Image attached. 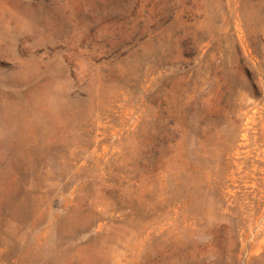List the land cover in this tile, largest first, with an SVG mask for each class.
Listing matches in <instances>:
<instances>
[{"label":"rangeland","instance_id":"374dc122","mask_svg":"<svg viewBox=\"0 0 264 264\" xmlns=\"http://www.w3.org/2000/svg\"><path fill=\"white\" fill-rule=\"evenodd\" d=\"M0 264H264V0H0Z\"/></svg>","mask_w":264,"mask_h":264}]
</instances>
